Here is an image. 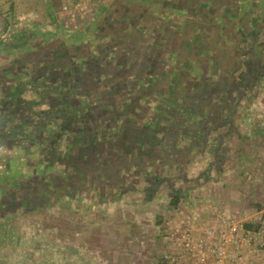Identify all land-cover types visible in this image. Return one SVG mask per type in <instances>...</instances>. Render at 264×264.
<instances>
[{"label":"crops","instance_id":"crops-1","mask_svg":"<svg viewBox=\"0 0 264 264\" xmlns=\"http://www.w3.org/2000/svg\"><path fill=\"white\" fill-rule=\"evenodd\" d=\"M23 1L0 33V156L33 147L43 178L7 187L0 203L136 198L168 221L161 201L179 197L180 220L205 227L226 209L207 203L190 218L182 205L203 190L225 195L224 167L237 159L255 179L238 188L249 199L237 210L264 218V0H100L87 16L63 13L65 0ZM60 143L62 154L47 151ZM166 240L163 264H194Z\"/></svg>","mask_w":264,"mask_h":264},{"label":"rangeland","instance_id":"rangeland-1","mask_svg":"<svg viewBox=\"0 0 264 264\" xmlns=\"http://www.w3.org/2000/svg\"><path fill=\"white\" fill-rule=\"evenodd\" d=\"M4 1L6 3L0 5V33L7 32L17 20L15 0ZM23 3L29 2L24 0ZM33 5L43 13L41 4ZM24 12L25 10L22 11ZM3 14L6 16L3 17ZM32 99L30 95L23 96V100L35 103L39 108V99ZM5 152L6 161L2 155L0 156V197L7 187L31 182L29 181L31 178L39 177L42 182V174L35 173L33 169L39 156L33 147L22 153L8 149H5ZM243 152V148L235 149L238 156ZM236 160L232 159L229 165L224 167L225 172L229 174L227 176H230L224 181L225 192H229V196L226 193L222 195L218 188L188 196L185 202L187 204L182 205L183 209L185 208L182 215L186 214L191 218L194 216L191 214L192 210L197 209L198 206H202L203 209L207 207V203L212 204L217 210L226 209L229 216H236L239 212L241 219L252 214V212L249 214L240 212L242 208L239 206L245 207L242 211L248 209L244 203L249 197L239 196L237 192L239 187L243 190H247L248 187L250 190L253 189L255 180L253 173L251 174L253 170L250 171L249 176H246L249 170L245 171ZM192 191L187 190L190 195ZM167 193L168 191L165 192ZM250 195L253 197V193ZM24 199L23 197L21 200L23 205L21 204L20 209L9 205L6 199L3 201H6L7 205L0 203L4 206L9 205L7 212L9 216L2 219L3 216L0 214V264H163L159 256L163 252L165 242L167 246L169 228L176 222L187 223L185 220H180L176 212L178 208L173 210L169 205L171 199L167 202L165 196L161 201L160 211L161 213L169 211L168 221L152 209L149 211L144 205L138 206L136 198L121 203L104 202L103 205L90 202L84 196H75L72 199L65 197L59 200L56 198L54 201L38 196L35 197V204L31 200L29 202ZM48 200L51 205L47 204ZM234 202L239 203L233 206ZM250 207L255 209L256 206L252 203ZM27 209L31 212L23 213ZM248 221L256 223L252 225L250 231L257 233L258 216ZM167 222L171 223L167 224ZM260 239L264 242L263 237L259 238L256 244L251 245L252 248L260 250L258 254L250 248L244 249L246 264H252L253 259L260 260L258 264H264V246H260Z\"/></svg>","mask_w":264,"mask_h":264},{"label":"built area","instance_id":"built-area-1","mask_svg":"<svg viewBox=\"0 0 264 264\" xmlns=\"http://www.w3.org/2000/svg\"><path fill=\"white\" fill-rule=\"evenodd\" d=\"M99 1L65 0L61 11L72 12L77 16H87L92 13L93 7ZM238 214L236 216H229L227 213L217 214L215 222L205 227L192 223H173L167 232V238L177 242L194 264H246L244 249L250 248L257 254L260 252L251 245L264 237V218L254 211L251 216L244 219L239 218ZM257 216L259 230L253 233L248 226L256 223L248 220ZM259 243L261 247L264 246L261 239Z\"/></svg>","mask_w":264,"mask_h":264},{"label":"trees","instance_id":"trees-1","mask_svg":"<svg viewBox=\"0 0 264 264\" xmlns=\"http://www.w3.org/2000/svg\"><path fill=\"white\" fill-rule=\"evenodd\" d=\"M24 127V128H23ZM23 127H21V130H23L22 132L25 134V135H27V136H32V135H34L33 134V131H34V129L35 128H33V127H30V125H25V126H23ZM57 129H59V133L58 134H56V136H55V139H57V138H62V136L64 135H62V131L60 132V130H62V128H60V126H58V128ZM18 131L19 130H17L16 129V131L14 132H12L13 133V135L17 138L18 137ZM41 131V130H40ZM41 133V132H40ZM62 135V136H61ZM47 137V135H45V138ZM19 138H20V136H19ZM34 138V137H33ZM46 141V140H45ZM44 141V143H42L43 145H47V141L45 142ZM60 147H61V149H59V148H53V149H48V148H46L47 149V151L48 152H53V153H55V155H60V154H62L63 152H64V149H62V147H63V144L62 143H60V145H59ZM51 159H53V165H55L54 164V161H56V159L57 158H52L51 157ZM62 161V160H61ZM61 163H59V165H60ZM58 165V164H57ZM180 199H179V197H173L171 200H170V203H169V205H170V207L173 209V210H175V209H177L178 207H179V205H180ZM251 227L252 226H248V228L249 229H251Z\"/></svg>","mask_w":264,"mask_h":264},{"label":"flooded vegetation","instance_id":"flooded-vegetation-1","mask_svg":"<svg viewBox=\"0 0 264 264\" xmlns=\"http://www.w3.org/2000/svg\"><path fill=\"white\" fill-rule=\"evenodd\" d=\"M11 135V137H13V134H10Z\"/></svg>","mask_w":264,"mask_h":264}]
</instances>
